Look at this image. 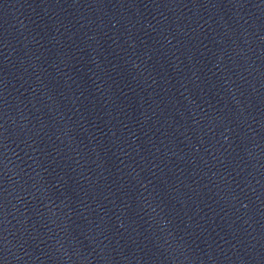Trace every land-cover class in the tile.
I'll use <instances>...</instances> for the list:
<instances>
[{
	"label": "water",
	"instance_id": "95a60500",
	"mask_svg": "<svg viewBox=\"0 0 264 264\" xmlns=\"http://www.w3.org/2000/svg\"><path fill=\"white\" fill-rule=\"evenodd\" d=\"M0 264H264V0H0Z\"/></svg>",
	"mask_w": 264,
	"mask_h": 264
}]
</instances>
